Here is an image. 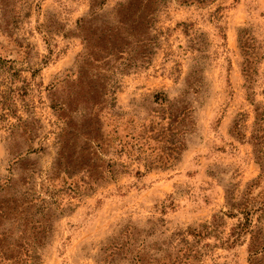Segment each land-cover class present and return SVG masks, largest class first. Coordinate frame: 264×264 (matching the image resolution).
<instances>
[{"label": "rangeland", "instance_id": "1", "mask_svg": "<svg viewBox=\"0 0 264 264\" xmlns=\"http://www.w3.org/2000/svg\"><path fill=\"white\" fill-rule=\"evenodd\" d=\"M125 2L0 0V264H264V0L136 9L131 23L150 22L116 31L124 52L105 41L102 61L85 59L86 33L119 28ZM93 89L138 121L155 94L186 100L178 159L148 167L115 140L111 171L86 185L73 99Z\"/></svg>", "mask_w": 264, "mask_h": 264}, {"label": "trees", "instance_id": "2", "mask_svg": "<svg viewBox=\"0 0 264 264\" xmlns=\"http://www.w3.org/2000/svg\"><path fill=\"white\" fill-rule=\"evenodd\" d=\"M164 0H127L122 3L117 10L118 19L121 25L116 27V30H111L107 27L105 29L93 30L90 35L86 33L87 50L83 54L86 59L90 57L94 62L102 61L105 56H102L101 49L105 47V41H109L112 49L115 53L124 52L120 47L116 46L125 42L124 38L117 35L118 32H126L134 34L133 31L138 30L139 24L146 25L149 19L146 16H141V20L132 22L136 12L134 10H144V15L151 16L153 14V6ZM183 4H205L215 0H178ZM95 0H93L94 5ZM154 16H152V19ZM93 20L87 19L82 21V27H85V23L92 22ZM135 21V20H134ZM109 31V32H108ZM108 32V33H107ZM112 35L120 37L117 41L109 40ZM124 36V35H123ZM126 44V43H125ZM116 46V47H115ZM243 48H248L244 43ZM246 50V49H244ZM247 51V50H246ZM84 59V60H85ZM105 87L102 86V89ZM94 93L89 92L91 101L86 97H78L76 94L74 101L82 100L86 102L87 111L84 116V122L77 128L78 131L84 136L83 145H79L82 150V154L79 159V167L85 168V177L87 181H83L86 185L91 186L98 179L105 176L106 173L111 171L112 162H108L104 165L105 161L102 158L106 153L108 147L114 146V141L117 140L120 152H127L130 155L138 156L139 159L143 154H146V165L148 167H168L178 159L180 151L184 146L183 135L186 129L193 122L192 109L190 104L184 99H178L171 101L168 96L155 94L154 101L161 108L154 110L144 120H136L133 118L115 117L111 115L104 107L100 100L98 90H94ZM85 91H79V93ZM96 92V95H94ZM67 102L60 105L62 112L66 111ZM68 127H71L67 119L62 116ZM123 129L126 131V135L121 137L119 131ZM67 133V129L65 131ZM68 142L62 143V151L60 152L62 159L66 154ZM77 152V151H74ZM70 157V154H69ZM103 161V163H102ZM61 164V162H59ZM245 225V224H243ZM255 253H258L257 249H253ZM165 261V263H164ZM142 259L138 258L137 264H142ZM147 263L149 264H181L178 255L172 260L158 259L153 257Z\"/></svg>", "mask_w": 264, "mask_h": 264}]
</instances>
